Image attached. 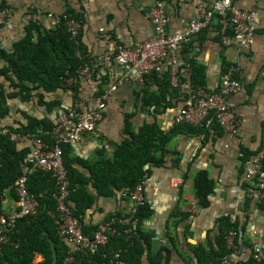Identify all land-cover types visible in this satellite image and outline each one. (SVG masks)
<instances>
[{
	"label": "crops",
	"instance_id": "0c3cea01",
	"mask_svg": "<svg viewBox=\"0 0 264 264\" xmlns=\"http://www.w3.org/2000/svg\"><path fill=\"white\" fill-rule=\"evenodd\" d=\"M3 1L8 16L6 25L0 30L2 50L10 52L14 43L24 38L27 26L24 18L27 13L38 15L43 33L54 30L48 15H70L83 25L77 43L75 42L81 48L79 57L91 59L103 54H114L120 46L135 48L151 39L155 32L148 13L156 1L162 3L166 14L171 18L170 31L179 33L185 32L193 20L212 9L218 0ZM236 5L255 12L258 16L259 27L251 46L224 45L223 38L228 35L234 37V32H227V28L232 29L228 19L216 17L210 27L190 46L177 53L186 78L178 90L183 99L179 101V97L173 98L172 107L161 108L160 111L144 102V94L161 93L160 86L151 81L146 83L144 78L138 79L134 73L127 77V72L116 64L101 66L96 72L95 81L102 91L122 79L124 81L111 93L97 133H86L80 142L65 144L73 178L89 182L87 190L93 197V205L82 217L84 223L87 226H99L116 214H130L129 217H133L131 196L130 198L124 191H114L112 195L104 196L94 186L97 172L102 169L97 164L102 165L105 159H113L118 147L130 138V133L141 132L147 124L157 123L163 132H173L177 116L186 104L185 92L193 89L187 65L190 59L197 60L207 68L209 90L219 88L224 62L227 63V71L232 66L236 67L233 78L239 80L240 86L229 96V104L239 118L237 133L231 135L223 130L209 134L180 133L171 144L175 154L167 158L165 166H147L151 170L146 179L147 202L154 209V214L146 223L145 230L154 237L155 249H171L170 256L165 257L167 264H199L193 249L216 242L220 220L224 217H231V222L237 219L244 226L239 246L236 245L237 254L230 257L233 262L248 261L254 253L250 245L259 246L264 251V209L260 207L264 202L256 183L246 177V170L253 159L257 156L264 157V0H236ZM101 31L111 35L112 39L104 40ZM173 83L178 84L174 79ZM0 84L4 85L7 92H11L9 83L3 77H0ZM77 85L76 93L69 87H64L53 93H43L42 90L34 92L30 102H24L21 98L10 100V113L0 121V128L27 126L30 117L42 121L41 124L46 125V128H55L59 114L67 108L79 106L86 110L89 107L91 94L87 82L80 78ZM170 92L176 91L171 89ZM40 95L44 97L45 103L58 104L53 109H48L47 105L39 102ZM48 131L50 129L39 133L47 136L52 143L51 137L45 133ZM34 137L39 136L21 135L15 141L17 150L31 153ZM244 150L254 155L251 156V161L248 160L246 170L241 163ZM27 160L22 167L24 174L29 172ZM179 160L180 163L177 164ZM201 170L208 171L216 186L207 209L198 207L195 196V177ZM187 173L190 177L185 179ZM19 210L18 200L11 196L5 198L6 216ZM179 211L189 216L171 231L177 240L176 246L171 247L167 235L170 233L169 226L173 228L174 216ZM60 240L72 249L63 238ZM149 255L147 252L143 264H151ZM43 261L44 257L36 254L35 264Z\"/></svg>",
	"mask_w": 264,
	"mask_h": 264
},
{
	"label": "trees",
	"instance_id": "16d2710c",
	"mask_svg": "<svg viewBox=\"0 0 264 264\" xmlns=\"http://www.w3.org/2000/svg\"><path fill=\"white\" fill-rule=\"evenodd\" d=\"M2 9H6L3 0H0ZM69 17H73L67 15ZM223 18V17H222ZM227 19V16L225 17ZM2 26H0V30ZM23 39L14 43L10 52L0 48V77L9 83L11 92H7L3 84H0V121L10 113L8 102L21 98L24 102H30L34 92L53 93L60 88L66 87L65 80L77 79L79 71L85 63V59L79 57L81 48L70 40L65 25L42 32L39 23L27 24ZM231 34L233 31L227 28ZM191 74L193 90L201 87H208L207 68L197 60L190 59L187 63ZM227 63L224 62L223 72L226 71ZM186 80L185 74L181 71L180 80L177 85L173 83L170 66H167L163 73H153L144 77V81L153 82L161 87V93H145V104L155 107L157 111L161 108L168 109L174 104L173 98L179 97L180 85ZM69 88L76 93L78 85H70ZM176 92H170V90ZM164 90V92H163ZM163 92V93H162ZM197 92H185L184 100L189 101L191 94ZM233 93V92H232ZM231 93V94H232ZM230 94V95H231ZM40 103L53 109L58 103H45L44 97L40 95ZM29 124L21 128H9L19 135L43 137L47 142L50 139L39 133L50 129L52 126L42 125V121L29 118ZM42 129V130H40ZM40 130V131H39ZM218 121L208 125L192 124L189 122L177 123L172 133H165L156 124L145 125L141 132L130 133V138L116 150L113 159H105L102 169L97 172V179L94 186L101 195H112L114 191H124L132 196L138 185L148 179L151 170L147 166L163 167L167 163V158L175 154L171 148L174 138L180 133H212L213 131L223 132ZM226 132V131H225ZM66 145L63 146L64 164L68 171L71 187L75 189L71 195L70 207L73 210L83 227V232L93 239L98 226H87L83 221V215L87 209L93 205V197L87 190L89 182L81 179H74L72 170L67 160ZM26 151H18L15 141L9 135H0V216L7 218L4 213V200L11 196L19 200L16 183L20 177L26 178V185L30 195L38 202L36 211L18 220L10 234L9 243L0 247V264H35L36 254L42 255L44 261L40 264H114L117 255L127 264H143L146 253L149 252L151 264H167L166 256H170V248H154V237L145 230V225L151 220L154 209L147 202L137 208L133 214V234L127 235L126 225L122 221L126 220L130 214H116L107 218V222L113 219V228L116 234L109 235V241L100 246L96 252L90 249L76 251L60 240L62 237L58 233L55 221L50 213L55 212L58 203L56 195L58 193L56 178L52 173L38 171L24 174L22 167L29 157ZM257 155V154H255ZM254 156L247 150L243 151L241 163L247 168L248 160ZM258 157V156H257ZM259 167L264 169V157H259ZM180 163V160L176 162ZM102 173V174H99ZM190 174H185L188 179ZM251 180V179H250ZM252 181L256 183L255 179ZM195 196L200 209H207L210 206V199L215 194V182L210 177L207 170H201L195 177ZM131 198V197H130ZM264 202V199H263ZM264 209V205H260ZM188 214H175V224L173 228L169 226L170 233L167 235L169 245L176 246V236L171 231L176 226L188 218ZM229 232L236 234L235 244L239 246L240 236L243 235L244 226L240 225L236 219L231 222V217H224L220 220L219 234L214 244L199 246L194 248L199 264H223L225 259H229V264H264V251L262 258L258 262L254 258V253L246 262H233L230 253L226 248L225 237ZM251 250L255 249L250 245ZM158 250V251H154ZM255 252V251H254Z\"/></svg>",
	"mask_w": 264,
	"mask_h": 264
},
{
	"label": "built area",
	"instance_id": "2783aa9c",
	"mask_svg": "<svg viewBox=\"0 0 264 264\" xmlns=\"http://www.w3.org/2000/svg\"><path fill=\"white\" fill-rule=\"evenodd\" d=\"M8 11L2 9L0 1V26L4 27L7 22ZM226 17L234 32V37L225 36L223 44L226 46L239 45L249 47L254 43V36L259 27L258 16L255 12L247 9H241L236 5V0H218L212 9L204 12L197 19L193 20L185 32L174 33L169 27L171 18L165 12L160 1H156L149 9L148 18L154 26V36L135 48L120 46L114 54H103L91 59H85L84 66L78 73L77 79L65 80L66 87L75 85L79 79H84L91 94V102L86 110L79 106L67 108L59 114L57 125L54 129L45 132L51 137L52 143L47 142L43 137H34L32 151L28 157L29 172L44 171L52 173L56 178L58 193L56 195L58 207L50 215L55 221L59 235L68 242L72 249L82 251L90 249L96 252L100 246L109 241L110 234H116L117 230L113 228V219L111 222L101 223L93 239L89 238L83 232L80 220L75 217L70 205L71 195L75 189L71 187L68 177V171L64 164L65 144L80 142L86 133L96 134L99 122L103 117L112 92L116 91L123 83V79L118 83L111 85L106 91L100 89L95 81V75L101 66L107 64H116L123 68L129 74H135L138 79H143L153 73H163L167 66L171 68V74L176 83H179L181 75V63L176 56L178 52L183 51L190 46L205 30H207L216 17ZM53 22V26L60 27L65 25L71 39L77 43L83 25L76 18L64 16H47ZM27 24L38 23V15L33 12L26 14L24 18ZM104 40L110 41L112 36L101 31ZM236 42V43H235ZM170 61V64L167 63ZM236 67L232 66L229 71L221 75V83L217 90H209L201 87L197 92L191 94L189 101L185 104L177 116V123L189 122L196 125L207 123L212 124L215 121L221 125L223 130L231 135L237 133L239 118L231 109L229 96L236 91L240 82L233 78ZM125 77V79L127 78ZM0 135H9L11 140L17 141L21 135L12 133L8 128H0ZM259 159H253L251 166L246 170L247 179H255L256 187L261 192L264 199V169L258 167ZM19 196L20 210L16 211L7 218L0 216V247L9 243L10 234L18 220L30 215L36 211L38 202L30 195L26 178L20 177L16 183ZM133 214L137 208L147 203L146 181L136 188L132 193ZM132 214V215H133ZM126 225V234H133V217H128L122 221ZM236 234L229 232L225 237L226 248L230 257L236 256L237 249L235 244ZM254 258L258 262L262 258V248L255 246ZM114 264H127L119 255L115 257ZM223 264H229V259H225ZM242 264V263H239Z\"/></svg>",
	"mask_w": 264,
	"mask_h": 264
},
{
	"label": "rangeland",
	"instance_id": "374dc122",
	"mask_svg": "<svg viewBox=\"0 0 264 264\" xmlns=\"http://www.w3.org/2000/svg\"><path fill=\"white\" fill-rule=\"evenodd\" d=\"M56 28H58V27H56ZM56 28L54 27V29H56ZM69 36H70V35H69ZM70 40H72L71 37H70ZM72 41H73V40H72ZM74 43H75V42H74ZM75 44H76V43H75Z\"/></svg>",
	"mask_w": 264,
	"mask_h": 264
},
{
	"label": "clouds",
	"instance_id": "9594fccd",
	"mask_svg": "<svg viewBox=\"0 0 264 264\" xmlns=\"http://www.w3.org/2000/svg\"><path fill=\"white\" fill-rule=\"evenodd\" d=\"M208 88V87H207ZM193 90V89H192Z\"/></svg>",
	"mask_w": 264,
	"mask_h": 264
}]
</instances>
